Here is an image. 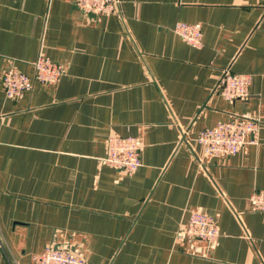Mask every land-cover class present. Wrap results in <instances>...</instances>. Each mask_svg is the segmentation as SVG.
Masks as SVG:
<instances>
[{
    "label": "crops",
    "instance_id": "obj_1",
    "mask_svg": "<svg viewBox=\"0 0 264 264\" xmlns=\"http://www.w3.org/2000/svg\"><path fill=\"white\" fill-rule=\"evenodd\" d=\"M178 21L201 23L200 46L173 31ZM40 51L65 74L7 98L2 72L31 75ZM228 66L252 74L247 100L213 92ZM237 115L259 121L256 142L203 157L197 133ZM112 134L140 139L137 170L99 162ZM255 190L264 0H119L108 16L71 0H0V264H34L47 244L86 264H264ZM193 210L215 218V248L177 239Z\"/></svg>",
    "mask_w": 264,
    "mask_h": 264
},
{
    "label": "built area",
    "instance_id": "obj_2",
    "mask_svg": "<svg viewBox=\"0 0 264 264\" xmlns=\"http://www.w3.org/2000/svg\"><path fill=\"white\" fill-rule=\"evenodd\" d=\"M84 13L111 15L118 12L119 0H71ZM173 31L186 43L200 46L202 43V25L199 22L178 21ZM33 73L28 75L14 66L7 67L1 74V84L7 98H21L30 92L35 83L49 84L57 82L65 74V66L45 56L41 51L32 62ZM252 74L233 72L230 67L222 70L213 92L224 99L247 100L251 94ZM259 121L248 115H237L228 121H221L211 127L201 129L196 140L202 146L205 158H220L235 154L248 144L257 140ZM141 141L137 136L112 134L106 141V154L99 158L101 164L117 170L135 171L141 166ZM202 164V160L199 159ZM252 211H264V190H255L248 196ZM220 231L215 218L205 212L193 210L188 219L179 228L177 239L182 241L199 240L209 249L219 243ZM34 264H86L81 254L67 248L47 244L40 252L31 257Z\"/></svg>",
    "mask_w": 264,
    "mask_h": 264
}]
</instances>
